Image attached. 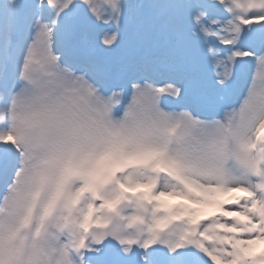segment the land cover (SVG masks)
Here are the masks:
<instances>
[{
	"label": "snow or ice",
	"instance_id": "6c2138e0",
	"mask_svg": "<svg viewBox=\"0 0 264 264\" xmlns=\"http://www.w3.org/2000/svg\"><path fill=\"white\" fill-rule=\"evenodd\" d=\"M260 242L264 0H0V264H264Z\"/></svg>",
	"mask_w": 264,
	"mask_h": 264
},
{
	"label": "rangeland",
	"instance_id": "374dc122",
	"mask_svg": "<svg viewBox=\"0 0 264 264\" xmlns=\"http://www.w3.org/2000/svg\"><path fill=\"white\" fill-rule=\"evenodd\" d=\"M264 251V250H263Z\"/></svg>",
	"mask_w": 264,
	"mask_h": 264
}]
</instances>
